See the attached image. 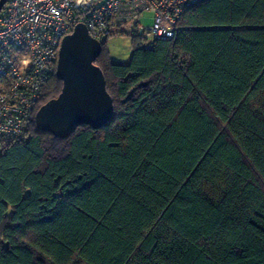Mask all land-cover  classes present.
<instances>
[{
	"label": "trees",
	"instance_id": "trees-1",
	"mask_svg": "<svg viewBox=\"0 0 264 264\" xmlns=\"http://www.w3.org/2000/svg\"><path fill=\"white\" fill-rule=\"evenodd\" d=\"M179 27L133 34L127 64L104 43L102 129L39 124L56 67L24 137L0 138V264H264V0H205Z\"/></svg>",
	"mask_w": 264,
	"mask_h": 264
},
{
	"label": "built area",
	"instance_id": "built-area-1",
	"mask_svg": "<svg viewBox=\"0 0 264 264\" xmlns=\"http://www.w3.org/2000/svg\"><path fill=\"white\" fill-rule=\"evenodd\" d=\"M205 0H8L0 12V138L20 140L44 86L55 74L62 40L84 24L104 44L127 29L152 49L171 41L184 13ZM152 23L143 27V16Z\"/></svg>",
	"mask_w": 264,
	"mask_h": 264
},
{
	"label": "water",
	"instance_id": "water-1",
	"mask_svg": "<svg viewBox=\"0 0 264 264\" xmlns=\"http://www.w3.org/2000/svg\"><path fill=\"white\" fill-rule=\"evenodd\" d=\"M8 0H0V12ZM102 43L92 39L80 23L62 40L57 73L64 81L61 95L45 105L38 114L39 124L56 134L73 127H105L114 116V102L107 91L103 72L96 61Z\"/></svg>",
	"mask_w": 264,
	"mask_h": 264
},
{
	"label": "rangeland",
	"instance_id": "rangeland-1",
	"mask_svg": "<svg viewBox=\"0 0 264 264\" xmlns=\"http://www.w3.org/2000/svg\"><path fill=\"white\" fill-rule=\"evenodd\" d=\"M143 27H147L152 23L151 16L145 14L143 16ZM122 35H114L108 40L106 44V50L110 56L113 63L116 64H127L131 58V49L133 47V34H138L137 32H132L127 29ZM140 36V35H139Z\"/></svg>",
	"mask_w": 264,
	"mask_h": 264
},
{
	"label": "crops",
	"instance_id": "crops-1",
	"mask_svg": "<svg viewBox=\"0 0 264 264\" xmlns=\"http://www.w3.org/2000/svg\"><path fill=\"white\" fill-rule=\"evenodd\" d=\"M118 35V34H117ZM120 35H122V34H120ZM131 54H132V49H131Z\"/></svg>",
	"mask_w": 264,
	"mask_h": 264
}]
</instances>
